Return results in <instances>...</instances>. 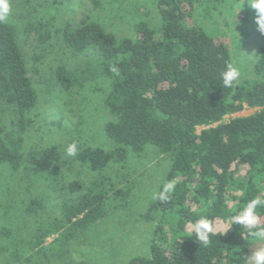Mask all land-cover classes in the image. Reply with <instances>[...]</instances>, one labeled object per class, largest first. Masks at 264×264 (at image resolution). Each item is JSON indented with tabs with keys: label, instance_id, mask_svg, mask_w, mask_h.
Wrapping results in <instances>:
<instances>
[{
	"label": "trees",
	"instance_id": "trees-1",
	"mask_svg": "<svg viewBox=\"0 0 264 264\" xmlns=\"http://www.w3.org/2000/svg\"><path fill=\"white\" fill-rule=\"evenodd\" d=\"M156 5L160 24L138 22L136 38L117 37L88 19L64 31L66 45L84 53L86 65L75 71L63 63L57 66L55 75L63 89L97 78L110 80L104 102L115 119L105 124V132L113 148L88 147L78 155L97 174L94 181L63 183L58 144L25 153L19 137L0 136V163L22 172L31 182L68 190L60 203V218L39 229L38 252L64 254L76 233L107 216L108 202L115 208L125 205L133 184L127 180L117 186L110 166L124 164L130 151L140 154L153 145L170 156L165 183L175 181L171 199L157 200L161 219L155 234L164 233L169 243L163 245L155 238L149 256H135L127 264H244L249 260L254 239L247 228L232 225L231 218L251 199H264V42L258 45L253 77L225 88L221 73L226 64H234L230 46L203 26L188 23L195 0H156ZM0 100L16 109L20 130L25 131L38 92L28 74L18 28L10 20L0 23ZM245 107L255 110L224 120ZM240 165L248 169L244 179L236 182ZM233 184L242 196L231 207L226 195ZM37 204L41 202L33 200L30 209ZM7 212L8 207L0 205V216ZM258 213L264 227V206ZM200 218L213 223L207 244L196 239L191 227ZM54 234L58 235L52 245L44 246ZM22 248L15 247L14 258L22 257Z\"/></svg>",
	"mask_w": 264,
	"mask_h": 264
},
{
	"label": "rangeland",
	"instance_id": "rangeland-1",
	"mask_svg": "<svg viewBox=\"0 0 264 264\" xmlns=\"http://www.w3.org/2000/svg\"><path fill=\"white\" fill-rule=\"evenodd\" d=\"M8 2V20L18 28L38 103L28 113L27 128L21 132L18 112L0 100V136L12 133L19 137L25 153L58 144L63 156V183L79 181L89 185L97 174L78 155L88 147L113 148V141L105 132V124L115 119L104 102L110 80L97 78L63 89L55 75L57 66L63 63L75 71L86 65V55L66 45L64 31L88 19L100 22L117 37L136 38L138 22L146 21L153 27L160 24L156 0ZM191 14L189 24H199L229 44L233 63L241 73L238 81L253 77L258 45L264 42V33L256 24V12L249 7L248 0H195ZM254 110L245 107L241 112L226 115L224 120L249 115ZM72 143L77 144V152L69 156L66 149ZM169 168L170 156L153 145L140 154L130 151L124 164L112 163L109 173L117 186L127 180L133 184L127 203L115 208L108 202L107 216L76 233L66 252L56 255L52 251L38 252L41 247L35 246V241L42 226L60 218V203L67 198L68 190L38 180L31 182L22 172H13L8 165L0 163V205L8 207V214L0 216V264H127L135 256H149L153 239L157 238L163 245L169 243L164 233L155 234L161 211L154 199L165 183ZM237 168L236 182L244 179L248 167ZM241 196L236 184L228 187L226 198L231 207ZM35 199L41 205L32 210L31 202ZM57 235L46 238L44 246L52 245ZM15 247L25 250L18 259L13 257ZM259 248H264V241L254 239L251 254ZM244 264L253 262L248 260Z\"/></svg>",
	"mask_w": 264,
	"mask_h": 264
},
{
	"label": "clouds",
	"instance_id": "clouds-1",
	"mask_svg": "<svg viewBox=\"0 0 264 264\" xmlns=\"http://www.w3.org/2000/svg\"><path fill=\"white\" fill-rule=\"evenodd\" d=\"M248 5L256 12V24L259 30L264 33V0H248ZM10 15V4L8 0H0V23L7 22ZM241 73L237 66L232 63L226 64L225 70L221 73L223 86L230 88L236 82ZM77 152V144L72 143L68 145L66 153L69 156L75 155ZM175 191V181L165 183L162 189L155 195L154 199L161 202H167L171 199ZM264 206V199L259 196L251 199L245 207L232 219L233 224H240L248 229L249 235L258 241H264V227H260V215L258 208ZM192 230L196 234V239L199 242L207 244L209 242V234L213 231V223L207 218H200L191 225ZM249 260L253 264H264V248H259L252 252Z\"/></svg>",
	"mask_w": 264,
	"mask_h": 264
}]
</instances>
